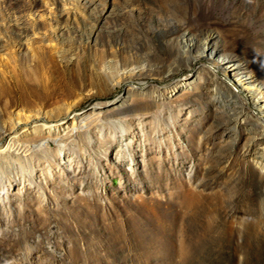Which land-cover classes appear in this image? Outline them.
Segmentation results:
<instances>
[{
  "label": "rangeland",
  "instance_id": "rangeland-1",
  "mask_svg": "<svg viewBox=\"0 0 264 264\" xmlns=\"http://www.w3.org/2000/svg\"><path fill=\"white\" fill-rule=\"evenodd\" d=\"M260 110L264 0H0V264H264Z\"/></svg>",
  "mask_w": 264,
  "mask_h": 264
},
{
  "label": "bare ground",
  "instance_id": "bare-ground-1",
  "mask_svg": "<svg viewBox=\"0 0 264 264\" xmlns=\"http://www.w3.org/2000/svg\"><path fill=\"white\" fill-rule=\"evenodd\" d=\"M202 55H204V52L201 54L200 57H197L195 59H193L192 61L189 62L190 66H189V69H188V72L190 74H188L187 76L183 77L182 79L178 80L177 82V85L176 86H180V87H184L186 86L187 87V81L190 80V78L195 75L196 73V69L195 67H193V64L196 60H200L202 58ZM207 66L204 67L205 71L210 74V77H211V80H215L216 79V74L215 72H213L212 68L213 65L211 66V64L209 63V61L207 62ZM213 63V62H212ZM210 65V66H209ZM221 65H224L226 68L227 67H232V65H230L229 63H224V64H221ZM134 82L132 81H129V87H127L126 89H129V88H135V87H143V84L142 82L139 83V84H135L133 85ZM189 83V82H188ZM226 94L228 95V97L230 98H233L236 102H239L240 101V98H243L244 100L249 98L248 97V93L245 92V90H243L242 88H239V91H229L227 90L226 91ZM124 95V93L122 94ZM120 97L122 96H119L118 99H120ZM118 99L116 101H118ZM115 101V102H116ZM240 104L243 106V107H246V105L240 101ZM250 106V105H249ZM91 109H96V105H93L91 107ZM84 111L82 110H75L73 108H70L68 110H66L64 112V115H63V118L64 120L62 121H54V120H51L49 118H46V119H38L37 117H26V119L23 120V122H17L15 124V127L13 129H11V132H10V135L8 137L10 138H15L17 135H18V131H17V128L19 127L20 130H33V131H36L39 135L40 133L42 132L43 129L47 128V129H50L51 127H54L56 125H59L61 123H66L67 120H72V119H76V118H81L82 119V116L84 115L83 114ZM259 114L262 116V117H256L255 121L257 124H259L261 127L264 128V112L262 110L259 111ZM179 175H178V172H174V178L175 179H178Z\"/></svg>",
  "mask_w": 264,
  "mask_h": 264
}]
</instances>
